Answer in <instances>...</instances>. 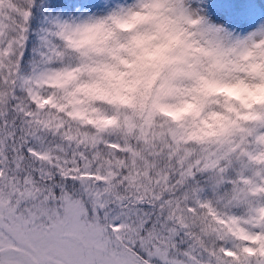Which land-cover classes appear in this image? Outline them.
Segmentation results:
<instances>
[{
  "label": "snow or ice",
  "instance_id": "snow-or-ice-1",
  "mask_svg": "<svg viewBox=\"0 0 264 264\" xmlns=\"http://www.w3.org/2000/svg\"><path fill=\"white\" fill-rule=\"evenodd\" d=\"M23 59L0 53V264H264V123L196 150L80 129L38 106Z\"/></svg>",
  "mask_w": 264,
  "mask_h": 264
},
{
  "label": "clouds",
  "instance_id": "clouds-1",
  "mask_svg": "<svg viewBox=\"0 0 264 264\" xmlns=\"http://www.w3.org/2000/svg\"><path fill=\"white\" fill-rule=\"evenodd\" d=\"M10 6L20 11L5 16L0 53L18 60L29 5ZM227 31L188 0H125L50 21L28 73L35 70L38 106L73 127L147 129L150 139L207 148L264 123V36L246 41Z\"/></svg>",
  "mask_w": 264,
  "mask_h": 264
},
{
  "label": "rangeland",
  "instance_id": "rangeland-1",
  "mask_svg": "<svg viewBox=\"0 0 264 264\" xmlns=\"http://www.w3.org/2000/svg\"><path fill=\"white\" fill-rule=\"evenodd\" d=\"M124 2L125 0H77L69 6L62 4L55 9H52V7H45L42 14V22L38 28L43 32V29L49 25L50 21L63 19L70 15L72 18L79 19L89 13L102 14L111 6ZM188 3L196 8L198 12L210 17L212 21L225 25L228 30L226 34L236 39L243 38L264 28V0L240 1L238 5L240 6L239 13L235 12L233 15L234 20L237 19L240 13L241 14L238 20L233 22V25L227 24L230 20L225 4H210L209 0H188ZM30 47L35 51L36 47L32 45H30ZM26 51L24 53V59L31 55L29 47ZM26 61L27 60L23 61L22 66L25 71H28L30 63Z\"/></svg>",
  "mask_w": 264,
  "mask_h": 264
},
{
  "label": "trees",
  "instance_id": "trees-1",
  "mask_svg": "<svg viewBox=\"0 0 264 264\" xmlns=\"http://www.w3.org/2000/svg\"><path fill=\"white\" fill-rule=\"evenodd\" d=\"M76 1L77 0H34L33 6L31 7V17L28 22V32H27L28 39L26 42L25 50H24V53H25L26 49L28 50V47H29V49L31 50V53H30L31 55L30 57L23 59V61L27 60L26 62L29 63L36 56V52L33 50L32 47H30V45L36 47L39 43V38L41 34L43 33L42 31L39 30L38 26L42 22V14H43L44 8L52 7V9H55L62 4H66L69 6L71 3H75ZM240 1L242 0H209V3L210 4L215 3L216 5L220 3L225 4L226 10L229 15V20H230V22H228L227 24L233 25L234 24L233 22L237 21L241 14L240 13L237 19L234 20L233 15L235 14V12L239 13L240 6L238 5ZM236 8L238 11L236 10Z\"/></svg>",
  "mask_w": 264,
  "mask_h": 264
}]
</instances>
